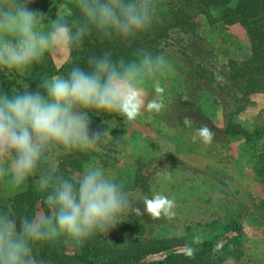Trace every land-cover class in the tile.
I'll return each instance as SVG.
<instances>
[{"label": "clouds", "instance_id": "9594fccd", "mask_svg": "<svg viewBox=\"0 0 264 264\" xmlns=\"http://www.w3.org/2000/svg\"><path fill=\"white\" fill-rule=\"evenodd\" d=\"M32 0H0V70L23 74L45 57L79 50L95 35L131 46L136 37L153 28L162 0H74L75 12H59L55 19L29 7ZM48 21L47 23L45 21ZM66 74L40 77L35 90L29 84L0 92V179L21 187L30 178L44 194L46 209L17 215L0 207V264H45L34 252L37 244L66 238L82 245L97 233L123 221L135 199L123 181L101 166L65 173L60 158L87 152L107 136L93 129L90 111L115 113L128 122L146 109L159 113L165 89L156 81L173 70L164 53L138 48L133 58H114L111 50L90 54L81 63L69 60ZM220 80L222 77L217 76ZM155 95L147 100V85ZM186 124H191L185 119ZM213 132L202 125L193 136L210 144ZM152 219L174 216V199L154 194L143 198Z\"/></svg>", "mask_w": 264, "mask_h": 264}, {"label": "rangeland", "instance_id": "374dc122", "mask_svg": "<svg viewBox=\"0 0 264 264\" xmlns=\"http://www.w3.org/2000/svg\"><path fill=\"white\" fill-rule=\"evenodd\" d=\"M248 42L240 24L204 23L194 34L174 29L154 52L164 53L173 65L171 72L156 81L165 89L159 113L145 109L135 121L128 122L120 115L89 112L92 128L108 133L94 149L105 159L101 157L94 166L123 181L135 198L132 207L142 213L130 209L123 219L139 216L149 236L186 234L204 240L223 232L235 218L242 229V255H231L222 264H264V177L255 170L252 158L256 150L244 146L242 135L225 133L230 113L240 104L245 108L233 118L244 128L258 125L264 109L261 93L252 95L247 103L240 100V85L230 74L229 60L243 57ZM50 55L61 66L69 50ZM199 63L214 72L216 81L197 76ZM147 89L146 102L155 95L154 83L149 82ZM202 125L214 134L210 144L199 138L193 141ZM140 160L148 176V192L127 187ZM28 185L29 180L17 188L0 179V200H8ZM156 193L174 199V216L152 219L145 211L143 198ZM42 210L40 207L38 213ZM116 228L121 229L120 222Z\"/></svg>", "mask_w": 264, "mask_h": 264}, {"label": "trees", "instance_id": "16d2710c", "mask_svg": "<svg viewBox=\"0 0 264 264\" xmlns=\"http://www.w3.org/2000/svg\"><path fill=\"white\" fill-rule=\"evenodd\" d=\"M29 7L42 10L52 19L59 12L72 14L76 11L74 0H32ZM158 15L153 28L136 37L131 46L101 40L93 35L85 40L81 49L69 50V57L61 66H57L48 55L43 63L34 65L23 74L0 70V92L11 94L12 90H22L25 84L35 90L41 76L66 74L71 67L69 60L85 66L83 62L88 55L99 54L105 49L111 50L114 58H133L134 51L141 47L154 53L158 44L168 39L174 29L194 34L204 23H223L240 24L249 38L244 56L229 60L230 74L241 88L240 100L247 103L254 94L264 95V0H162ZM196 74L208 82L216 81L214 72L200 63L196 66ZM243 108L245 105L240 104L230 113L225 133L228 136L242 135L244 146L255 148L252 158L255 170L264 177V109L259 116L260 123L249 129L240 126L233 118ZM101 157L105 159L103 153L95 150L74 151L60 158V167L66 174L82 171ZM142 164L140 160V166L127 187H139L148 192L151 188ZM34 179L30 178L28 187L15 193L9 201L1 199L0 207H10L17 215L38 213L40 207L45 210L44 194L36 190ZM261 204L264 207V197ZM120 227V230L115 227L109 233H97L82 245L66 238L51 244H37L34 252L45 264H222L231 255L236 258L242 255V229L235 218L223 232L204 240H195L186 234L149 236L146 225L137 215L124 218Z\"/></svg>", "mask_w": 264, "mask_h": 264}]
</instances>
